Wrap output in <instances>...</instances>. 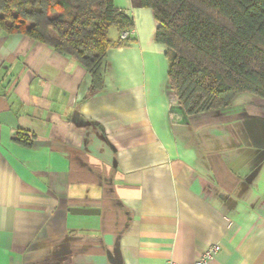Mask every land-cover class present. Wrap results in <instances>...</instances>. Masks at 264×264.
Instances as JSON below:
<instances>
[{
    "label": "crops",
    "instance_id": "obj_1",
    "mask_svg": "<svg viewBox=\"0 0 264 264\" xmlns=\"http://www.w3.org/2000/svg\"><path fill=\"white\" fill-rule=\"evenodd\" d=\"M113 1L132 40L94 93L75 59L0 29V264H193L213 244L209 264H264V99L185 115L153 11Z\"/></svg>",
    "mask_w": 264,
    "mask_h": 264
},
{
    "label": "trees",
    "instance_id": "obj_2",
    "mask_svg": "<svg viewBox=\"0 0 264 264\" xmlns=\"http://www.w3.org/2000/svg\"><path fill=\"white\" fill-rule=\"evenodd\" d=\"M153 11L166 48L168 88L185 115L219 110L240 93L264 99V0H140ZM111 27L133 28L113 0H0V29L75 59L103 87ZM24 137L23 134L20 138Z\"/></svg>",
    "mask_w": 264,
    "mask_h": 264
},
{
    "label": "built area",
    "instance_id": "obj_3",
    "mask_svg": "<svg viewBox=\"0 0 264 264\" xmlns=\"http://www.w3.org/2000/svg\"><path fill=\"white\" fill-rule=\"evenodd\" d=\"M132 35H133V28L120 32L121 39L130 38L132 37ZM219 250H220V246L218 244L210 245L208 248H206L202 253L198 255V257L194 260L193 264H209L214 254H216ZM166 264H176V263L172 261H168Z\"/></svg>",
    "mask_w": 264,
    "mask_h": 264
},
{
    "label": "rangeland",
    "instance_id": "obj_4",
    "mask_svg": "<svg viewBox=\"0 0 264 264\" xmlns=\"http://www.w3.org/2000/svg\"><path fill=\"white\" fill-rule=\"evenodd\" d=\"M120 38H121V37H120ZM124 40H126V39H124ZM172 95H174L173 92H172Z\"/></svg>",
    "mask_w": 264,
    "mask_h": 264
}]
</instances>
